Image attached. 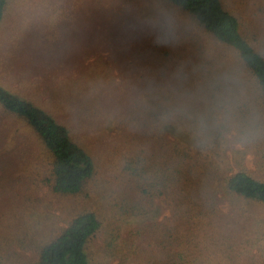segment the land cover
<instances>
[{
  "label": "rangeland",
  "instance_id": "obj_1",
  "mask_svg": "<svg viewBox=\"0 0 264 264\" xmlns=\"http://www.w3.org/2000/svg\"><path fill=\"white\" fill-rule=\"evenodd\" d=\"M222 2L264 55V0ZM153 44L176 57L163 58ZM198 47L205 56H230L158 0L6 1L0 20V88L67 127L71 139L94 159L96 172L81 194H54L42 183L48 156L40 141L0 106V264L34 263L38 249L88 209L102 223L87 246L89 264L153 263L157 227L171 210L160 199L148 203L142 198L140 214L129 215L139 194L123 162L138 150L133 119L140 117L142 105L191 102L184 86L196 84L191 77L196 76ZM181 71L188 72L190 87L179 80ZM255 96L243 102L249 101L251 117L264 128V106ZM158 128L170 132L163 121ZM244 144L231 145L229 160L233 164L235 152H241L237 158L243 166L264 178V154L253 143ZM218 207L223 216H218L214 249L232 245L240 249L238 257L239 252H229L235 264H264V207L234 200ZM220 255L211 254L212 261Z\"/></svg>",
  "mask_w": 264,
  "mask_h": 264
},
{
  "label": "trees",
  "instance_id": "obj_2",
  "mask_svg": "<svg viewBox=\"0 0 264 264\" xmlns=\"http://www.w3.org/2000/svg\"><path fill=\"white\" fill-rule=\"evenodd\" d=\"M6 1L0 0V20ZM158 1L187 18L212 47L230 56H205L198 47L192 67L196 76L191 77L196 78V87L184 86L191 102H147L137 110L140 117L133 122L137 123L138 150L125 157L123 171L133 179L139 199H134L128 214H140L142 198L148 203L160 199L171 210L166 222L157 227V255L151 264H223L226 259L235 264L229 252H239L238 257L240 249L228 244L221 251L214 249L218 244L215 228L221 227L218 216H223L218 206L234 200L264 207V178L243 166L242 157L237 158L241 152H235L233 164L226 154L238 142L253 143L264 154V128L251 117L249 101L243 102V97L256 94V102L264 106V55L244 35L239 18L222 0ZM154 50L163 58L176 57L164 52L165 47L154 45ZM187 75L181 71L179 80L190 87ZM0 106L22 120L43 146L48 167L42 183L56 195L81 194L96 166L92 156L71 139L69 129L1 88ZM162 121L169 133L158 128ZM101 225L91 209L78 213L38 249L32 264H89L87 246ZM215 253L221 255L212 261Z\"/></svg>",
  "mask_w": 264,
  "mask_h": 264
}]
</instances>
